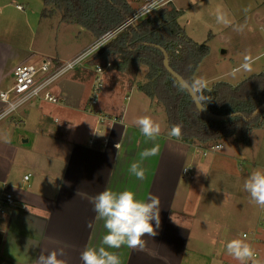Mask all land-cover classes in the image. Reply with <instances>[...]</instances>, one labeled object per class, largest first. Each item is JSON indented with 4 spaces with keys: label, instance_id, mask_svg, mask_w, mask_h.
Wrapping results in <instances>:
<instances>
[{
    "label": "rangeland",
    "instance_id": "374dc122",
    "mask_svg": "<svg viewBox=\"0 0 264 264\" xmlns=\"http://www.w3.org/2000/svg\"><path fill=\"white\" fill-rule=\"evenodd\" d=\"M127 1L134 10H137L145 1L151 0ZM162 1L158 4L160 7L167 6L165 3L168 2L171 4L169 6L182 11L183 14L177 21L187 37L195 44L204 43L208 47L209 53L199 64L194 81L204 78L206 88L217 82L235 86L248 77L264 73V0ZM15 5L22 6L23 10H16ZM44 8L45 16H42L41 11ZM218 9L221 13L227 14V24L217 22ZM50 10L52 14L49 15ZM155 11L148 13V16H152ZM115 37L114 35L102 42V35L96 37L82 25L62 21L61 12L50 6L44 7L42 0H0V49L5 48L8 63L12 65L6 73L4 80L6 85H10L12 81V72L16 67L14 65L37 66L42 60L53 62L54 58H60L61 62L66 64V60L70 58L74 60L82 54L75 66L62 71L51 87L56 85L60 94L73 91L77 97L74 105L85 108L91 86L97 77L93 72L94 66L90 63L93 54L89 55L90 52H86L95 48L97 44L106 43ZM174 49L178 55V47ZM246 57L250 70H241L233 75V69L245 63ZM103 74L98 96V104L101 100V109L105 107L111 110V103L116 104L122 100L123 107L126 106L127 110L124 113L126 118L124 121L132 125L138 117L150 111L149 114H152L149 116L161 124L162 136L165 137L167 116L162 105H157L155 100L149 101L144 92L136 94L135 89L130 90L131 87L137 88V84H141L140 81H145L146 68L140 66L136 71L132 69L126 72L105 69ZM88 85L90 87L87 92ZM141 95L143 99L149 101L148 105L144 102L143 106L140 101L137 102V98L142 99ZM61 104L28 100L0 120L2 129L0 142H4L6 138L7 142L19 147L20 157L24 158L27 154L31 156L32 158L27 157L28 159L25 158L24 161L18 159L20 163L26 164L28 169L35 166L45 168L48 163L38 160L40 156L37 155L53 154V148L49 149L46 144L42 145L41 139L35 134L41 113L51 114L48 124L55 125V129L65 132L67 128V136L71 138L77 136L75 126H67L66 121L58 117L68 101ZM54 118L58 119L57 123L53 122ZM78 132L81 133L79 130ZM82 132L81 137L85 133ZM25 140L28 141L24 143ZM71 147L68 146V153ZM194 156L192 158L190 153L186 159L183 158L184 166H190L191 170L188 173L182 172L180 185L188 184V187L185 190L179 187L174 204L169 206L171 208L169 226L179 227V232L184 230L183 239L186 240L187 247L182 256V250L177 254L173 263H167L165 260L163 262L157 255L152 258L157 259L158 264H213V259L219 263V253L215 254V250L220 248L226 250V247L221 245L222 242L217 241L222 227H226L236 215L244 216L242 214L248 212L258 219L257 222L250 224L246 218H238L240 221L237 222L235 218L232 219L235 235H238L237 239L246 238L253 253L258 256L255 260L256 256L253 255L254 258L247 263L251 264L253 261L263 263L264 243L261 235L264 231V208L251 200L249 194L243 190V184L250 173L264 169V122L259 121L253 128L246 144L227 138L222 141L221 149L213 151L200 149ZM51 170L53 169L48 171ZM60 173V170L59 173L56 172L57 176ZM168 192L167 188H162L159 191L160 198L167 199ZM170 197L171 195L168 200ZM227 235L230 236L231 233ZM150 242L148 245L153 247L154 240L150 239ZM176 246L179 247V243Z\"/></svg>",
    "mask_w": 264,
    "mask_h": 264
},
{
    "label": "crops",
    "instance_id": "0c3cea01",
    "mask_svg": "<svg viewBox=\"0 0 264 264\" xmlns=\"http://www.w3.org/2000/svg\"><path fill=\"white\" fill-rule=\"evenodd\" d=\"M99 47L89 55L97 54ZM7 59L5 48L0 49V92L9 87L4 84L6 73L12 67ZM70 59L68 60L71 61ZM53 60L57 66L64 64L60 58ZM68 60L66 62H69ZM6 61L7 63L3 64ZM52 83L48 86L51 94L59 97L63 102L68 101L58 117L66 121L67 126H75L77 136L74 138L67 136V128L65 132L55 129V125L48 124L51 114L41 113L35 134L41 139L42 145L46 144L49 149L53 148V154L37 155L40 156L38 160L46 161L48 165H45V168L35 166L33 169H28L26 164L18 161V159L32 158L31 156L27 154L24 158L20 157L19 147L7 142L6 138L4 142H0V198L7 191L13 196V201L6 207V214L0 223V260L11 264H36L40 255L62 248L67 264H82L81 252L85 247H99L106 234L103 221L96 219L93 198L105 188H111L115 191L131 189L141 200H146L149 194H154L160 199V226L156 229L157 235L143 238L144 250H133L126 246L112 250L120 254L122 264H158L157 259L152 258L156 255L163 262L165 260L167 263H173L181 250L182 256L187 242L183 239L184 230L179 232V227L169 226V209H171L169 206L174 204L179 187L184 190L188 187V184L180 185L183 168L190 167L184 166L183 158L186 159L190 153L194 158V154L199 149L177 142L166 133L164 137L162 132L155 141L147 139L135 124L124 121L126 119L124 113L127 110L126 106L123 107L122 100H116V104L111 103V110L105 107L101 109V100H99V112L116 119V122L98 123L97 118L87 113L84 107L74 105L77 97L73 91L60 94L56 85L51 87ZM89 87L88 85L87 92ZM133 89L136 90V94H140L136 87L130 88ZM133 97L135 99V95ZM87 99L85 98L86 102ZM138 101L144 106V102L148 105L150 100L137 98ZM1 109L0 103V111ZM140 112L143 113L142 109ZM149 112L145 115L152 114ZM53 122L57 123L58 119L54 118ZM1 130L0 128V135H2ZM82 131L85 132L83 137H81ZM27 141L25 140L24 143ZM156 143L158 154L142 161L141 166L146 169V174L143 180H139L130 173V165L140 162V153L156 146ZM68 146H72L69 153ZM49 169L53 170L48 171ZM59 170L61 173L57 176L56 172L59 173ZM28 174L30 177L24 181V177ZM162 188L168 189V197L171 195L169 200L168 197L160 198L159 191ZM226 213L227 211L224 212ZM242 215L244 216L236 215L232 219L235 218L237 222L240 221L238 218H246L250 224L258 220L248 212ZM232 219L226 227H222L220 237H217V241L220 240L221 245L225 247L229 241L238 238V235H235ZM227 233L231 235L228 236ZM261 238L264 243V231ZM150 239L154 240L153 247L148 245L151 244ZM178 243L179 247L176 246ZM218 253L220 264H240L224 248L215 250V254ZM254 255L256 256V253ZM257 258L258 256L255 260ZM214 261L213 259V264H219ZM262 262L250 263L264 264V259Z\"/></svg>",
    "mask_w": 264,
    "mask_h": 264
},
{
    "label": "trees",
    "instance_id": "16d2710c",
    "mask_svg": "<svg viewBox=\"0 0 264 264\" xmlns=\"http://www.w3.org/2000/svg\"><path fill=\"white\" fill-rule=\"evenodd\" d=\"M61 12V20L82 25L93 35L103 36L123 25L137 11L127 0H42ZM168 4V5H167ZM157 8L152 16L138 19L121 30L116 37L98 48L90 62L100 69L126 72L140 66L146 68L145 81L137 84L152 102L162 105L167 116V136L175 124L182 126L180 139L170 137L197 149L206 150L223 140L247 143L249 133L264 122V110L249 119L264 102V73L248 77L235 86L217 82L211 87L194 88V77L199 64L208 55V47L195 44L178 24L183 14L169 6ZM45 8L41 15L45 16ZM52 14V10L48 11ZM178 47V55L175 52ZM164 51L173 72L180 75L192 90L204 110L218 117L219 121L203 116L195 109L188 91L164 69ZM135 74V73H134ZM136 75V74H135ZM0 264H11L0 260Z\"/></svg>",
    "mask_w": 264,
    "mask_h": 264
},
{
    "label": "clouds",
    "instance_id": "9594fccd",
    "mask_svg": "<svg viewBox=\"0 0 264 264\" xmlns=\"http://www.w3.org/2000/svg\"><path fill=\"white\" fill-rule=\"evenodd\" d=\"M226 15L218 9L217 22L227 24ZM241 70H250L247 57L245 63L233 69V75ZM204 86V78L193 82L194 88L202 89ZM134 123L141 134L149 140L155 141L161 134V124L150 116H140ZM168 135L180 139L182 126L180 124L173 125ZM157 154L158 145L151 149H145L140 153L141 161L130 165V173L137 179L143 180L146 169L141 166L142 161ZM243 190L249 194L255 204L264 208V169H257L250 173L244 181ZM92 203L96 219L103 221L106 234L99 247H85L80 254L82 264H122L120 254L117 251H112L113 249L118 250L126 246L129 249L143 251L145 247L143 238L157 235L156 229L160 226V199L154 194H149L146 200H141L137 198V193L131 189L115 191L105 188L93 198ZM226 250L240 264H247L254 255L246 238L229 241L226 244ZM64 257V250L58 248L46 255H40L36 264H67Z\"/></svg>",
    "mask_w": 264,
    "mask_h": 264
},
{
    "label": "built area",
    "instance_id": "2783aa9c",
    "mask_svg": "<svg viewBox=\"0 0 264 264\" xmlns=\"http://www.w3.org/2000/svg\"><path fill=\"white\" fill-rule=\"evenodd\" d=\"M162 0H151L145 1L121 26H129L138 21V19L148 15V13L157 10L160 6L158 5ZM170 1V0H168ZM163 2V1H162ZM166 2L165 4H167ZM164 4V5H165ZM16 10L22 11L23 7L15 5ZM110 31L103 34L105 37ZM82 56V54H81ZM81 56L79 58H81ZM76 58L72 61L62 64V66L55 65L50 60H44L38 66L31 64L18 65L13 69L12 81L7 89L0 92V103L2 104V109L0 111V118L5 117L6 114L15 110L20 105L28 100H38L45 101L50 104L63 103L62 99L51 94L48 86L66 69H71L75 66L76 62L79 60ZM94 74L97 76L90 89V95L88 97L87 105L85 106V111L87 113L93 114L97 118L98 123H113L116 122L115 119L108 117L106 114L101 113L97 110L98 96L100 94V89L102 87L101 77L104 75V69L99 67H94ZM211 151L221 149V145L212 146ZM205 155V152H204ZM191 169L189 167L183 168V173H188ZM30 175L24 177L26 181ZM13 201V196L11 193L4 192L0 198V223L3 220L6 212L5 209Z\"/></svg>",
    "mask_w": 264,
    "mask_h": 264
},
{
    "label": "water",
    "instance_id": "95a60500",
    "mask_svg": "<svg viewBox=\"0 0 264 264\" xmlns=\"http://www.w3.org/2000/svg\"><path fill=\"white\" fill-rule=\"evenodd\" d=\"M124 28H125V26H119L118 28H115V30L110 31L109 34H107L105 37H102V39H101L102 42L107 41L108 39H110L114 35L115 36L118 35V33L121 30H123ZM100 44H103V43H100ZM100 44H97L96 47L100 46ZM95 48H91L86 53L93 51ZM162 53L164 54V60H163L164 69L166 70V72H168L177 81V83L182 88H184L186 91H188L189 96L191 97V99H192V101L194 103L195 109L198 110V112H200L203 116H205L206 118L211 119V120L219 121L221 119L226 118V117H222V116L216 117V116L210 114L208 111L203 109L201 104L198 102V99H197V96H196V91L192 90L191 87L186 84V82L183 80V78L180 75L176 74L175 72H173L171 70V68L169 67V64H168V55H167V53H165L164 51H162ZM263 110H264V102L259 107H257V110L252 114V116L249 119H247V121L252 119V118H254V117H256Z\"/></svg>",
    "mask_w": 264,
    "mask_h": 264
}]
</instances>
